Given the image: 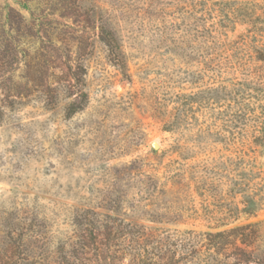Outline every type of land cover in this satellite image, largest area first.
<instances>
[{"label":"rangeland","instance_id":"rangeland-1","mask_svg":"<svg viewBox=\"0 0 264 264\" xmlns=\"http://www.w3.org/2000/svg\"><path fill=\"white\" fill-rule=\"evenodd\" d=\"M220 2L243 69L264 75V0ZM189 3L0 0V260L20 261L29 237L58 258L78 235L127 233L132 222L192 231L204 250L221 243L222 257L235 253L232 229L257 224L246 233L264 249V147L251 122L225 124L228 98L206 93L217 87L182 44Z\"/></svg>","mask_w":264,"mask_h":264},{"label":"trees","instance_id":"trees-1","mask_svg":"<svg viewBox=\"0 0 264 264\" xmlns=\"http://www.w3.org/2000/svg\"><path fill=\"white\" fill-rule=\"evenodd\" d=\"M221 12L220 0H190L191 17L182 28V44L201 57L204 65L202 75L212 81L207 87H217L205 90L209 97L230 100L229 105L223 111L220 110L225 124L237 126L238 123L251 122L257 144L264 147V75L243 69L244 65L237 59L232 42L228 41L227 28L229 23L235 21V17L231 14L222 17ZM102 39L108 47L110 59L129 78L126 55L118 38L104 29ZM179 48L184 50L183 47ZM258 49L262 56L264 43ZM74 78L77 84L80 83L76 73ZM84 98L85 93L79 101L69 106L67 114L73 115L81 110ZM252 210L246 205L242 209L247 214L253 213ZM255 225L232 229L237 242L240 240L244 247L237 242L229 243L235 248V253L224 257L222 254L226 249L221 243L207 244V250H204L205 243L192 231L164 234L132 222L126 224V227H131L127 233L109 230L106 233L90 231L78 235L77 242L69 245L70 249L64 251L63 247L58 253L62 262H57V252L43 251L37 238L29 237L22 243L23 258L14 264H122L127 256L129 264H230V258H234V264H264V249L255 246L257 232L251 230L246 233ZM218 235L223 236L225 233ZM0 264L9 263L0 260Z\"/></svg>","mask_w":264,"mask_h":264},{"label":"water","instance_id":"water-1","mask_svg":"<svg viewBox=\"0 0 264 264\" xmlns=\"http://www.w3.org/2000/svg\"><path fill=\"white\" fill-rule=\"evenodd\" d=\"M152 145H153V147H154L155 149H158V148H159V144H158L156 141H154V142L152 143Z\"/></svg>","mask_w":264,"mask_h":264}]
</instances>
